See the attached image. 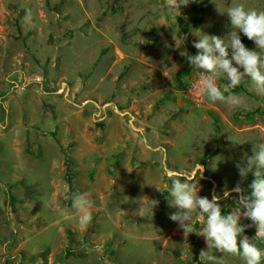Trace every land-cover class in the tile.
Returning <instances> with one entry per match:
<instances>
[{
  "label": "rangeland",
  "instance_id": "obj_1",
  "mask_svg": "<svg viewBox=\"0 0 264 264\" xmlns=\"http://www.w3.org/2000/svg\"><path fill=\"white\" fill-rule=\"evenodd\" d=\"M237 4L264 11V0H191L180 13L164 0H0V264H244L185 237L167 192L170 173L203 165L199 195L220 196L225 214L238 184L250 194L254 177L235 165L264 143V96L245 76L232 90L243 106L213 103L186 59L199 36L232 30ZM241 225L252 240V221Z\"/></svg>",
  "mask_w": 264,
  "mask_h": 264
},
{
  "label": "clouds",
  "instance_id": "obj_2",
  "mask_svg": "<svg viewBox=\"0 0 264 264\" xmlns=\"http://www.w3.org/2000/svg\"><path fill=\"white\" fill-rule=\"evenodd\" d=\"M165 5L180 13L182 6H187L191 0H164ZM218 11L220 9L217 6ZM227 15L230 18L232 30L224 37L204 34L193 42V47L198 51L196 55H186L189 64L202 71L195 89L200 93H206L211 102H222L231 107L243 106L241 97L233 94L243 77L247 76L252 81L253 90L264 96V11L246 9L243 4H237L228 8ZM249 40L255 42L260 51L250 50L242 42L240 33ZM231 50V52L229 51ZM236 65V66H234ZM243 69V71H241ZM217 77H224L228 84L223 88L216 83ZM228 93V95H225ZM236 168L241 180L247 179L251 173L254 179L249 188L250 194H245L238 184L233 192L239 194L236 206L225 214L219 203L220 196L213 194L212 198L201 197L198 177H202L203 165H200L191 174L181 176L178 172L169 174L171 180L170 193L172 203L176 209L169 219L176 222L184 231L185 237L196 232L206 238L208 249L215 248L221 253L240 256L244 264H261L264 258L262 251L254 240H264V143L253 146V154L242 162L237 163ZM229 193H225L227 197ZM156 202V201H155ZM74 208L81 226H87L91 221L90 208L92 202L87 193H80L74 198ZM157 203V202H156ZM249 219L257 231L255 237L241 234L245 228L241 225V219ZM194 222L204 224L197 230ZM200 260H212L207 251H201Z\"/></svg>",
  "mask_w": 264,
  "mask_h": 264
},
{
  "label": "trees",
  "instance_id": "obj_3",
  "mask_svg": "<svg viewBox=\"0 0 264 264\" xmlns=\"http://www.w3.org/2000/svg\"><path fill=\"white\" fill-rule=\"evenodd\" d=\"M116 254V249H111L109 251V255H107L106 257H111L113 259L114 255ZM9 260H10V257H7V260L5 262V264H8L9 263ZM114 260V259H113Z\"/></svg>",
  "mask_w": 264,
  "mask_h": 264
}]
</instances>
